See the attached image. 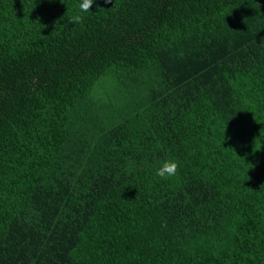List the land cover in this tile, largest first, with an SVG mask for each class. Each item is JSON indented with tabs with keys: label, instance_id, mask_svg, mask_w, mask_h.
<instances>
[{
	"label": "trees",
	"instance_id": "obj_1",
	"mask_svg": "<svg viewBox=\"0 0 264 264\" xmlns=\"http://www.w3.org/2000/svg\"><path fill=\"white\" fill-rule=\"evenodd\" d=\"M80 3L0 0V264H264V0Z\"/></svg>",
	"mask_w": 264,
	"mask_h": 264
},
{
	"label": "clouds",
	"instance_id": "obj_2",
	"mask_svg": "<svg viewBox=\"0 0 264 264\" xmlns=\"http://www.w3.org/2000/svg\"><path fill=\"white\" fill-rule=\"evenodd\" d=\"M95 0H81L79 4V8L81 12H89L91 6L94 4ZM105 3H111V0H105ZM72 23H82L83 17L81 15H75L71 18ZM179 168V164L175 160H166L164 161L161 166L157 169L156 175L161 178H169L175 176L177 174Z\"/></svg>",
	"mask_w": 264,
	"mask_h": 264
}]
</instances>
